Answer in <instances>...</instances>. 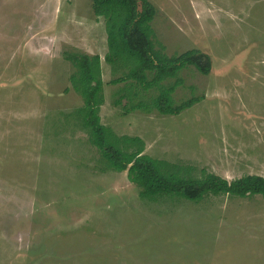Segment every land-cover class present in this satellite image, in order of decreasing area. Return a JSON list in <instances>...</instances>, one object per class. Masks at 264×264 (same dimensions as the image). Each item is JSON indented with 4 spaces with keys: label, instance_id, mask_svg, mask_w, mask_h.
Listing matches in <instances>:
<instances>
[{
    "label": "rangeland",
    "instance_id": "obj_1",
    "mask_svg": "<svg viewBox=\"0 0 264 264\" xmlns=\"http://www.w3.org/2000/svg\"><path fill=\"white\" fill-rule=\"evenodd\" d=\"M149 1L158 48L213 61L164 82L175 104L201 98L179 115L132 110L159 90L104 61L92 0H0V264H264V197L143 200L90 141L65 53L102 57L101 122L143 154L186 177H264V0Z\"/></svg>",
    "mask_w": 264,
    "mask_h": 264
},
{
    "label": "trees",
    "instance_id": "obj_2",
    "mask_svg": "<svg viewBox=\"0 0 264 264\" xmlns=\"http://www.w3.org/2000/svg\"><path fill=\"white\" fill-rule=\"evenodd\" d=\"M92 1L95 16L106 20L108 52L104 61L113 67L130 66L127 79L137 82L145 90H159L152 104H139L132 110L150 112L155 109L162 115H179L201 101L194 97L175 104L173 93L177 84L165 86L164 82L176 78L188 66L195 67L202 75L211 74L213 61L209 54L195 49L170 57L163 47L158 48L151 25L156 9L149 0ZM64 57L78 69L71 82L85 101L80 112L91 143L108 162L110 170L128 173L129 181L139 189L140 198L149 201L181 198L198 203L207 196L264 197L262 176L246 175L232 181L214 174H206L200 179L186 177L180 166L143 154L145 143L141 138L120 137L101 122L102 57L75 53H65ZM126 98L120 97L116 105H122Z\"/></svg>",
    "mask_w": 264,
    "mask_h": 264
}]
</instances>
